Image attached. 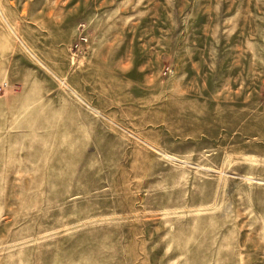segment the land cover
Instances as JSON below:
<instances>
[{"label":"rangeland","instance_id":"rangeland-1","mask_svg":"<svg viewBox=\"0 0 264 264\" xmlns=\"http://www.w3.org/2000/svg\"><path fill=\"white\" fill-rule=\"evenodd\" d=\"M0 264H264V0H0Z\"/></svg>","mask_w":264,"mask_h":264},{"label":"built area","instance_id":"built-area-1","mask_svg":"<svg viewBox=\"0 0 264 264\" xmlns=\"http://www.w3.org/2000/svg\"><path fill=\"white\" fill-rule=\"evenodd\" d=\"M1 90V89H0Z\"/></svg>","mask_w":264,"mask_h":264}]
</instances>
